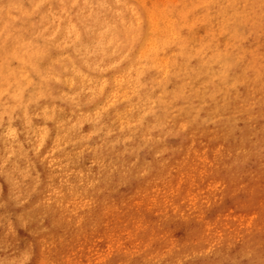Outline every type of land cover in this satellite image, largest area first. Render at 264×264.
I'll list each match as a JSON object with an SVG mask.
<instances>
[{
    "label": "rangeland",
    "instance_id": "rangeland-1",
    "mask_svg": "<svg viewBox=\"0 0 264 264\" xmlns=\"http://www.w3.org/2000/svg\"><path fill=\"white\" fill-rule=\"evenodd\" d=\"M19 117L38 172L0 191V264L264 256V0H0V176L21 179Z\"/></svg>",
    "mask_w": 264,
    "mask_h": 264
},
{
    "label": "bare ground",
    "instance_id": "bare-ground-1",
    "mask_svg": "<svg viewBox=\"0 0 264 264\" xmlns=\"http://www.w3.org/2000/svg\"><path fill=\"white\" fill-rule=\"evenodd\" d=\"M26 47V46H25ZM33 65L31 64H27V63H22L21 64V71H23L24 73H31L32 72V67ZM19 72L15 73V75H18ZM22 88V89H21ZM17 91L18 93L21 95V97L23 98L24 102L26 105H28L29 110H35V101L33 100V95H30V93L25 89H23V86H18L17 87ZM23 109H20V113L22 112ZM20 116V114H19ZM14 136H16L17 140V153L15 154L14 158H17L19 160V162L23 161L22 163H24L25 165H27V169H22L23 167H20V169H22V171H25L24 173H22V176H25L26 178H19L17 174L15 175H11V174H7L4 176H0V191L6 193L7 189L9 187H12L13 189L23 192L25 191V189L27 188V186L30 185V183L27 181V177H29L32 173H37L38 172V165L37 162L34 159H29L26 160L24 158V155L28 152L27 150L30 149L31 147V142H32V138L33 136L31 135V133L28 131V127L26 128L24 125L21 124V120L20 117L18 118V122H17V128L15 131ZM14 180H17L16 183H14ZM4 183L3 185H1V183ZM2 200L5 201L6 203L12 205L14 203V198L10 195L5 194L4 196H2Z\"/></svg>",
    "mask_w": 264,
    "mask_h": 264
},
{
    "label": "clouds",
    "instance_id": "clouds-1",
    "mask_svg": "<svg viewBox=\"0 0 264 264\" xmlns=\"http://www.w3.org/2000/svg\"><path fill=\"white\" fill-rule=\"evenodd\" d=\"M235 256L236 264H252L253 260L259 258V264H264V256L257 253L256 256L250 257L247 254L241 255L239 252L232 254Z\"/></svg>",
    "mask_w": 264,
    "mask_h": 264
}]
</instances>
